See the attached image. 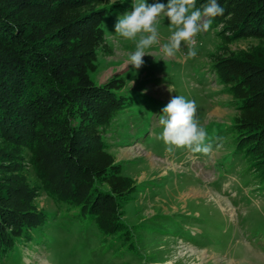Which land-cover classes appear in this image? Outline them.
<instances>
[{"label": "rangeland", "instance_id": "obj_1", "mask_svg": "<svg viewBox=\"0 0 264 264\" xmlns=\"http://www.w3.org/2000/svg\"><path fill=\"white\" fill-rule=\"evenodd\" d=\"M133 4L112 0L106 5L111 11L103 26L112 51H99L98 70L91 73L99 85L123 76V93L132 102L104 137L122 173L137 182L121 203L122 233L106 236L81 207L54 203L23 150L16 156L15 173L5 167L0 173L22 174L35 188L26 196L34 197L36 211L57 212L43 231H33L34 238H22L17 248L1 254L0 264H264V183L245 153L237 150L233 126L240 101L220 82L211 59L221 40L220 28L211 25L194 37V58H186L189 49L183 41L173 57H164L161 45L175 29L162 16L155 25L159 43L146 50L152 55L146 54L144 64L135 69L128 60L136 41L126 40L114 28ZM140 35L146 34H138L137 40ZM255 44V39L236 40L229 48L248 51ZM177 95L196 102L195 118L212 145L209 154L187 148L169 154L157 139L163 131L162 109ZM0 162L9 166L7 160Z\"/></svg>", "mask_w": 264, "mask_h": 264}, {"label": "trees", "instance_id": "obj_2", "mask_svg": "<svg viewBox=\"0 0 264 264\" xmlns=\"http://www.w3.org/2000/svg\"><path fill=\"white\" fill-rule=\"evenodd\" d=\"M111 2L0 0V161L9 163L0 168L15 173L16 156L27 151L54 203L81 207L103 234L119 236L121 203L137 182L122 173L104 137L132 102L123 93V76L100 85L91 78L99 51H112L103 26ZM206 2L196 0V6ZM218 3L225 12L212 21L221 40L211 59L220 82L240 101L237 150L264 183V0ZM244 39L257 44L248 51L229 48ZM34 190L22 174L0 173V255L34 238L57 212H37L34 197L26 196Z\"/></svg>", "mask_w": 264, "mask_h": 264}, {"label": "clouds", "instance_id": "obj_3", "mask_svg": "<svg viewBox=\"0 0 264 264\" xmlns=\"http://www.w3.org/2000/svg\"><path fill=\"white\" fill-rule=\"evenodd\" d=\"M224 12L218 0H207L201 7L196 6V0H168L167 4L134 0L133 10L118 18L114 28L115 33L126 40L136 41V50L130 54L128 64L139 69L144 64L143 57L152 55L146 50L159 43L155 26L158 18L167 17L169 25L175 29L171 31L168 42L161 45L163 56L173 57L183 41L189 49L186 58H194L197 55L194 37L201 31L209 30L213 18L223 16ZM140 33L146 35H140L137 40ZM196 112V102L181 95L174 96L163 107L159 119L163 131L157 139L163 140L167 153L172 154L177 148H187L193 153L205 155L210 153L212 145L206 143L207 132L198 124Z\"/></svg>", "mask_w": 264, "mask_h": 264}]
</instances>
